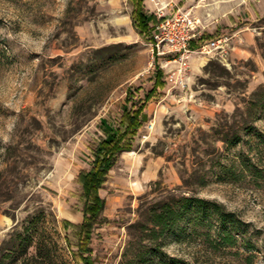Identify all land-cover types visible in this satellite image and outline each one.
<instances>
[{
  "label": "rangeland",
  "instance_id": "374dc122",
  "mask_svg": "<svg viewBox=\"0 0 264 264\" xmlns=\"http://www.w3.org/2000/svg\"><path fill=\"white\" fill-rule=\"evenodd\" d=\"M155 1L149 14L189 13L195 40L227 38L228 56L168 63L130 0H0V264H264V0ZM158 66L166 85L100 191L107 221L81 243L78 176L101 120L118 125ZM186 198L236 223L191 205L174 230L153 231L151 206Z\"/></svg>",
  "mask_w": 264,
  "mask_h": 264
},
{
  "label": "trees",
  "instance_id": "16d2710c",
  "mask_svg": "<svg viewBox=\"0 0 264 264\" xmlns=\"http://www.w3.org/2000/svg\"><path fill=\"white\" fill-rule=\"evenodd\" d=\"M130 1L135 5L132 13L134 27L141 36L153 40V32L159 22L158 17L154 14H149L145 10L144 0ZM202 40H193L191 48L197 49ZM165 85V71L161 66H158L153 89L140 102L132 103L130 97H127L118 125L110 123L107 119L101 120L105 137L93 149V159L90 163V168L80 172L78 176L84 201V218L82 223L76 228L81 243H90L95 227L107 221L103 215L107 200L101 196L100 191L108 182L111 171L117 164L120 155L123 152L134 149L135 138L147 119L145 111L147 103L156 95L158 88H163ZM191 205H201L204 211L209 210L211 206L222 223L228 222L232 225L236 223L233 213L223 212L219 204L200 198H186L185 203L181 206H175L170 203L164 206H151L149 219L153 223V231L163 234L174 230L184 219V209ZM65 223L71 225L66 220Z\"/></svg>",
  "mask_w": 264,
  "mask_h": 264
},
{
  "label": "built area",
  "instance_id": "2783aa9c",
  "mask_svg": "<svg viewBox=\"0 0 264 264\" xmlns=\"http://www.w3.org/2000/svg\"><path fill=\"white\" fill-rule=\"evenodd\" d=\"M157 3L155 0H153ZM163 9V8H159ZM159 22L153 32V45L158 54L172 56L168 63L179 64L182 69L189 67L186 61L193 52H200L211 57L226 58L229 54L227 38L206 39L197 49L191 48V42L200 35V20L180 9L171 16L164 12L155 14ZM198 50V51H197Z\"/></svg>",
  "mask_w": 264,
  "mask_h": 264
},
{
  "label": "bare ground",
  "instance_id": "6f19581e",
  "mask_svg": "<svg viewBox=\"0 0 264 264\" xmlns=\"http://www.w3.org/2000/svg\"><path fill=\"white\" fill-rule=\"evenodd\" d=\"M126 153H128V154H133V151H129V152H126Z\"/></svg>",
  "mask_w": 264,
  "mask_h": 264
},
{
  "label": "crops",
  "instance_id": "0c3cea01",
  "mask_svg": "<svg viewBox=\"0 0 264 264\" xmlns=\"http://www.w3.org/2000/svg\"><path fill=\"white\" fill-rule=\"evenodd\" d=\"M150 41H152V42H153V40H150ZM148 118H149V116H148ZM131 151H132V150H131ZM126 152H129V151H126ZM126 152H123V153H126ZM123 153H122V154H123Z\"/></svg>",
  "mask_w": 264,
  "mask_h": 264
}]
</instances>
